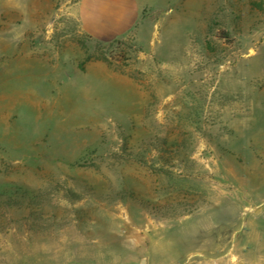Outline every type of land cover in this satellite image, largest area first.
Segmentation results:
<instances>
[{"label": "rangeland", "instance_id": "obj_1", "mask_svg": "<svg viewBox=\"0 0 264 264\" xmlns=\"http://www.w3.org/2000/svg\"><path fill=\"white\" fill-rule=\"evenodd\" d=\"M141 259L264 264V0H0V264Z\"/></svg>", "mask_w": 264, "mask_h": 264}, {"label": "crops", "instance_id": "obj_2", "mask_svg": "<svg viewBox=\"0 0 264 264\" xmlns=\"http://www.w3.org/2000/svg\"><path fill=\"white\" fill-rule=\"evenodd\" d=\"M103 264H141V260H110L109 263L103 262ZM146 264H174V263L170 260H164L162 262H158L157 260H146ZM196 264H201V262H197Z\"/></svg>", "mask_w": 264, "mask_h": 264}, {"label": "water", "instance_id": "obj_3", "mask_svg": "<svg viewBox=\"0 0 264 264\" xmlns=\"http://www.w3.org/2000/svg\"><path fill=\"white\" fill-rule=\"evenodd\" d=\"M141 264H146V260L145 259H141Z\"/></svg>", "mask_w": 264, "mask_h": 264}, {"label": "trees", "instance_id": "obj_4", "mask_svg": "<svg viewBox=\"0 0 264 264\" xmlns=\"http://www.w3.org/2000/svg\"><path fill=\"white\" fill-rule=\"evenodd\" d=\"M4 192V191H3Z\"/></svg>", "mask_w": 264, "mask_h": 264}]
</instances>
